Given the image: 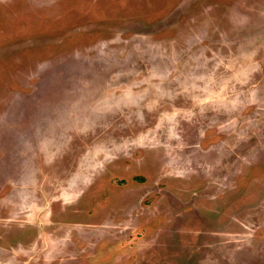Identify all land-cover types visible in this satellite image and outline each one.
<instances>
[{"label": "rangeland", "instance_id": "rangeland-1", "mask_svg": "<svg viewBox=\"0 0 264 264\" xmlns=\"http://www.w3.org/2000/svg\"><path fill=\"white\" fill-rule=\"evenodd\" d=\"M0 264H264V0H0Z\"/></svg>", "mask_w": 264, "mask_h": 264}, {"label": "flooded vegetation", "instance_id": "flooded-vegetation-1", "mask_svg": "<svg viewBox=\"0 0 264 264\" xmlns=\"http://www.w3.org/2000/svg\"><path fill=\"white\" fill-rule=\"evenodd\" d=\"M156 185H157V184H156ZM153 190H154V189H153ZM158 190H160V188H159L158 185H157V187H156V191H158ZM150 191H151V190L146 189V190H145V193H143V196H144V197H147V196L150 194ZM125 220H126V219H125Z\"/></svg>", "mask_w": 264, "mask_h": 264}]
</instances>
